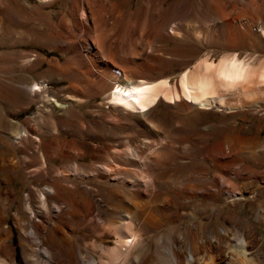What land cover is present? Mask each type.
Listing matches in <instances>:
<instances>
[{
    "label": "bare ground",
    "instance_id": "1",
    "mask_svg": "<svg viewBox=\"0 0 264 264\" xmlns=\"http://www.w3.org/2000/svg\"><path fill=\"white\" fill-rule=\"evenodd\" d=\"M60 1L53 19L44 7L56 0H0V13L8 2L21 10L12 9L17 16L36 14L22 20L24 38L58 40L51 45L65 58L50 60L49 68L67 75L70 89L49 88L32 70L45 56L18 50L11 64L15 95L22 109L30 103L37 109L5 120L4 136L16 153L9 167H23L25 178L0 186V264L14 255L3 218L11 204L26 264H148L150 240L158 264H254L255 257L264 264L252 223H237L236 210L226 207L254 196L235 179H257L264 163L263 125L240 123L247 113L264 117V59L224 52L216 61L206 53L173 81L164 73L189 56V42L253 45L255 23L264 36V13L253 6L264 0H227L231 9L204 20L189 0H137L131 9V0ZM237 2L252 7L253 19L239 18ZM112 33L120 42L113 48ZM76 62L84 65L78 78ZM242 80L243 87L224 90ZM91 94L102 100L86 117L79 106ZM159 105L169 113L159 114ZM57 156L69 161L57 165ZM84 156L91 163L77 159ZM258 207L264 220V203ZM223 244L234 253L219 255Z\"/></svg>",
    "mask_w": 264,
    "mask_h": 264
},
{
    "label": "rangeland",
    "instance_id": "2",
    "mask_svg": "<svg viewBox=\"0 0 264 264\" xmlns=\"http://www.w3.org/2000/svg\"><path fill=\"white\" fill-rule=\"evenodd\" d=\"M2 1V0H1ZM33 4H36L39 2V0H29ZM9 2L12 3V0H9ZM189 2L193 5L194 11L196 12V15L203 17L202 20L210 19L211 14L215 12V10L225 11V9H231L232 7L229 5L227 0H189ZM137 3V0H131V4L128 5V9H131V7H134ZM227 3V4H225ZM9 3L7 2V5ZM5 7L0 15V25H1V31L0 34V186L4 188L7 184L5 182H9L10 178L14 182H24L25 176H24V168L19 166L18 169L13 171L9 166L11 164H14L16 162V153L13 146L8 143L6 140L4 133L8 130V125L6 124L5 120L7 118H10L14 121H20L25 118H29L34 116L35 111L37 109V105L35 103H30L26 107H23L22 104H20L19 100L17 99L15 95V84H17L16 80L18 77V74L14 72V68L11 65L14 61V58L16 54L18 53V50L24 51V52H39L45 56V61L43 60L39 65L34 67L32 70L34 73H39L42 75L43 78L47 81V86L49 88H52L54 90H60L63 93H70V89L67 86L69 83V79L67 78V75L58 73L55 71H52L49 68V61L54 58H59L60 60H64L65 54L62 53L60 50H58L57 47L51 45L60 44L58 40H52L48 43H40L36 39H32L33 37L28 35L29 37L24 38V34L26 32L27 26L26 23L22 22V20H36V14H23L21 13L19 16H17L15 13H12V9L16 10L17 12H21L20 9H15L12 6V9L9 8V6ZM217 5V6H216ZM228 5L230 8H228ZM227 6V7H226ZM254 5L253 7L257 8L259 10L258 12L264 13V6H257ZM214 8V9H213ZM236 8L238 11L239 18L243 20L247 19H253L252 13L253 9L252 7H243L241 5V2L236 3ZM260 8V9H258ZM46 11L51 12V17L53 19H57L59 15V10L61 9V1L56 0L53 4L46 5L44 7ZM236 9V10H237ZM236 10L234 13H236ZM251 10V11H250ZM12 11V12H11ZM213 12V13H212ZM254 15V14H253ZM23 16L25 18H23ZM28 16V18H27ZM207 16V17H206ZM137 19V20H136ZM231 19V18H228ZM136 22L140 21L138 18L130 19V22ZM25 26V27H24ZM29 26V25H28ZM260 23H255L253 25V33L256 37V42L253 45L243 44L239 46H234L232 49H227L221 47L220 43L218 41L212 40L210 43L204 42L202 40V44L194 42H189L188 45L191 47V51L188 52L189 56H187L184 59H178L174 61L172 64H167L166 68L164 69V73L168 75L171 78V81L177 79L181 73L182 67L184 65H192L198 57H202L204 54H211L212 58H214L216 61L217 59L224 53V52H234L238 54L241 58L242 57H256L257 60L264 59V36L262 34ZM5 30V31H4ZM9 32V33H8ZM19 32V33H18ZM21 34V35H19ZM114 34V35H113ZM22 37V38H21ZM115 33H112L109 37L108 41L110 43V46L117 47L120 45L119 40L117 38H114ZM112 39V40H111ZM36 40V41H35ZM213 44V45H212ZM112 46V48H113ZM255 48V49H254ZM228 50V51H227ZM230 50V51H229ZM254 51V52H253ZM212 52V53H211ZM253 54V55H251ZM198 55V56H197ZM195 59V60H194ZM78 63V62H76ZM74 63V66L72 67V73L78 78L81 71L84 69L83 62L76 64ZM185 63V64H184ZM76 64V65H75ZM12 69V70H11ZM80 71V72H79ZM77 72V73H76ZM59 74V75H58ZM16 82V83H15ZM83 84H79L81 87V90H84ZM63 90V91H62ZM68 91V92H67ZM101 99V96L98 94H91L88 95L86 100L79 106V109L84 112L86 117H89L90 115L87 113V110L90 109L91 104L98 103ZM160 106V113L163 112L167 115L169 112H167L161 105ZM106 107V105H105ZM264 107V105H262ZM227 115L231 116V113H227ZM44 119L47 118L46 115L43 114L42 116ZM46 117V118H45ZM212 120L219 121L218 117L212 116ZM246 123L243 121H240V123L249 124L251 129L259 128L261 127V131L259 136L264 137V117L260 120H257L250 114L245 115ZM34 124L35 121L32 120ZM259 122V124H258ZM14 129L13 125H11ZM4 131V132H3ZM3 132V133H2ZM2 135V136H1ZM49 138L48 136H46ZM80 162L83 163H91V159L88 156L77 158ZM53 161L57 165H63L67 161H69V158H64L63 156H57L53 158ZM11 163V164H9ZM259 175L262 177H258L257 179H248L247 181H242L235 179L236 183H239L242 188H247L251 192H253V197H244L240 198L238 202H227V208L235 209L237 214L239 215L240 220L236 219L237 223L245 222L252 223V226L250 227L255 233L257 232L259 235V244H264V220H260L258 217V211H261V209L258 207L259 204L264 203V163L261 164L258 168ZM247 172V171H246ZM82 179V178H78ZM251 180V182H250ZM242 199V200H241ZM15 211V205L11 204L7 211L4 213L3 218L5 222L8 224L10 232L12 234V243L14 245V255L13 259L10 264H26L25 260L23 258L20 246L18 244V237H17V230L15 228L12 213ZM5 224H0V227L4 226ZM106 240H109L110 242L114 240V237L111 235H107L105 237ZM150 254L147 258L148 264H158L157 263V257L155 255V244L152 243L150 240ZM219 255L224 254H231L234 253L233 249H231L228 245L225 244L222 245L220 249ZM233 250V251H232ZM259 255L260 260L264 259V253H260ZM250 256V255H249ZM262 256V257H261ZM256 258V257H255ZM252 258V262L254 264H260L262 262H259L258 258L256 259Z\"/></svg>",
    "mask_w": 264,
    "mask_h": 264
},
{
    "label": "clouds",
    "instance_id": "3",
    "mask_svg": "<svg viewBox=\"0 0 264 264\" xmlns=\"http://www.w3.org/2000/svg\"><path fill=\"white\" fill-rule=\"evenodd\" d=\"M246 83H247V80H242L238 84H229L227 86H224V90L225 91H231V90H234L237 87H243L244 84H246Z\"/></svg>",
    "mask_w": 264,
    "mask_h": 264
},
{
    "label": "snow or ice",
    "instance_id": "4",
    "mask_svg": "<svg viewBox=\"0 0 264 264\" xmlns=\"http://www.w3.org/2000/svg\"><path fill=\"white\" fill-rule=\"evenodd\" d=\"M233 60H235V57H233ZM241 79H243L242 76L237 77V80H241ZM261 79H262V81H264V76H262ZM138 91H140V90H138ZM197 103H198V101H197ZM129 243H131V241H129Z\"/></svg>",
    "mask_w": 264,
    "mask_h": 264
}]
</instances>
